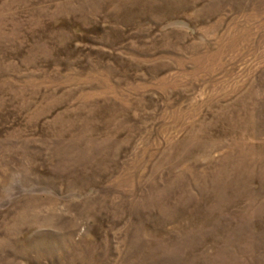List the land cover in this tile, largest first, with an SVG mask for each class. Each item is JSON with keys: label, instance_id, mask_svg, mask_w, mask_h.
Listing matches in <instances>:
<instances>
[{"label": "rangeland", "instance_id": "rangeland-1", "mask_svg": "<svg viewBox=\"0 0 264 264\" xmlns=\"http://www.w3.org/2000/svg\"><path fill=\"white\" fill-rule=\"evenodd\" d=\"M0 264H264V0H0Z\"/></svg>", "mask_w": 264, "mask_h": 264}]
</instances>
